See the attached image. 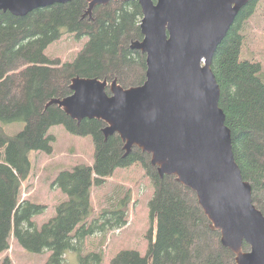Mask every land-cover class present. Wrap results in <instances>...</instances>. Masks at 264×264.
<instances>
[{"label":"trees","instance_id":"16d2710c","mask_svg":"<svg viewBox=\"0 0 264 264\" xmlns=\"http://www.w3.org/2000/svg\"><path fill=\"white\" fill-rule=\"evenodd\" d=\"M155 2L157 0H154ZM262 0H249L217 49L212 69L221 88L220 107L232 132L235 160L253 190L255 206L264 214V80L259 62L242 60L245 26ZM86 0H73L38 9L25 17L0 12V255L12 237L26 251L51 256L46 264H63L68 251L80 255V264H101L99 254L83 256L87 238L107 235L128 224V201L93 214V189L101 188L117 170L142 165L154 187L150 203L153 226L145 257L123 251L110 264H237L236 255L222 244L219 231L199 204L195 192L173 176L161 178L151 156L138 148L126 156L118 134L104 135L101 120L70 118L54 99L72 94L76 78H97L123 88L138 87L147 79V57L131 44L143 40V12L138 1H113L98 6L92 16ZM87 37L70 63L51 60L47 49L64 34ZM24 123L9 136L3 125ZM62 126L74 136L91 137L95 147L92 165L62 171L55 185L65 194L56 217L39 227L34 222L47 206L22 200L23 184L31 175V153L53 154L51 128ZM244 251L250 246L245 243ZM2 264H10L4 259Z\"/></svg>","mask_w":264,"mask_h":264},{"label":"water","instance_id":"95a60500","mask_svg":"<svg viewBox=\"0 0 264 264\" xmlns=\"http://www.w3.org/2000/svg\"><path fill=\"white\" fill-rule=\"evenodd\" d=\"M73 0H0V12L25 17ZM98 6L118 0H86ZM142 8L143 40L131 49L147 57V79L123 88L97 78H76L72 94L54 99L73 120H101L108 139L118 134L126 156H151L161 178L173 176L196 193L237 264H264V214L235 160L232 132L220 107L214 55L249 0H121ZM250 246L244 251V244Z\"/></svg>","mask_w":264,"mask_h":264},{"label":"rangeland","instance_id":"374dc122","mask_svg":"<svg viewBox=\"0 0 264 264\" xmlns=\"http://www.w3.org/2000/svg\"><path fill=\"white\" fill-rule=\"evenodd\" d=\"M246 37L242 60L259 62L264 80V0L258 6L255 15L245 26ZM87 37L77 38L72 34H64L59 42L51 45L46 56L51 60L72 62L78 52L83 49ZM5 132L13 137L24 130V123L3 125ZM49 134L55 136L53 154L41 152L31 153V175L23 184L21 199L29 200L37 205L47 206L44 214L34 219L39 227L56 217V208L65 194L54 184L62 171H71L77 165L94 163L95 147L91 137H78L69 134L64 127L56 126ZM129 196L126 199V196ZM154 196V187L147 177L142 165H133L127 169H119L106 184L93 189L92 203L95 217L104 210H111L122 199L128 201V224L119 231L107 235L97 234L87 238L84 243L83 256L99 254L101 264H110L123 251H136L145 257L149 248L148 233L153 226L150 203ZM51 256L49 251L34 254L26 251L14 237L10 240L8 251L0 255V264L8 259L10 264H46ZM63 264H80V255L68 251Z\"/></svg>","mask_w":264,"mask_h":264},{"label":"crops","instance_id":"0c3cea01","mask_svg":"<svg viewBox=\"0 0 264 264\" xmlns=\"http://www.w3.org/2000/svg\"><path fill=\"white\" fill-rule=\"evenodd\" d=\"M54 137H55V136H54ZM63 197H64L63 200L66 199L65 196H63ZM61 201H62V200H61Z\"/></svg>","mask_w":264,"mask_h":264}]
</instances>
